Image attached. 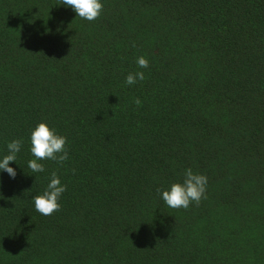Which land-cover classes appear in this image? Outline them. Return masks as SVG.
Instances as JSON below:
<instances>
[{"label": "trees", "instance_id": "16d2710c", "mask_svg": "<svg viewBox=\"0 0 264 264\" xmlns=\"http://www.w3.org/2000/svg\"><path fill=\"white\" fill-rule=\"evenodd\" d=\"M101 2L89 22L0 0V159L23 141L0 171V264H264V0ZM41 122L69 159L33 173ZM188 168L207 199L169 208ZM53 172L67 190L43 216Z\"/></svg>", "mask_w": 264, "mask_h": 264}, {"label": "clouds", "instance_id": "9594fccd", "mask_svg": "<svg viewBox=\"0 0 264 264\" xmlns=\"http://www.w3.org/2000/svg\"><path fill=\"white\" fill-rule=\"evenodd\" d=\"M62 5L72 8L77 17L94 22L103 13L104 5L101 0H62ZM135 46V45H133ZM136 63L141 69L150 67L149 60L144 56L137 58ZM145 79L143 71L129 73L125 79L126 85H134L138 81ZM134 103L140 106L142 101L136 98ZM67 137L59 135L54 128L47 123H39L31 133V154L34 159L28 162V168L33 173H42L45 166L39 161L51 160L59 165H63L68 159ZM23 146L21 139H16L8 143V153L0 159V171L7 172L11 178L17 175L16 169L10 167V162L17 161V153ZM183 182L173 183L169 190L162 192V199L165 204L172 209L187 210L194 202L197 206L202 199H207L206 191L208 178L203 174L194 173L191 168L183 173ZM67 190V186L61 183L60 178L55 172L52 173L50 183L42 195L33 197L35 211L43 216H51L61 210L60 198ZM161 192L157 189V193Z\"/></svg>", "mask_w": 264, "mask_h": 264}]
</instances>
